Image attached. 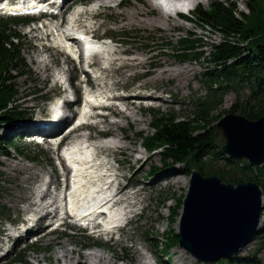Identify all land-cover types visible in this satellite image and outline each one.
Instances as JSON below:
<instances>
[{
	"label": "rangeland",
	"instance_id": "1",
	"mask_svg": "<svg viewBox=\"0 0 264 264\" xmlns=\"http://www.w3.org/2000/svg\"><path fill=\"white\" fill-rule=\"evenodd\" d=\"M127 1L129 3L123 6L120 4L121 0H100L98 6L89 8L91 0L82 3L79 0H71L68 3L69 8L65 9L66 15H63V25L68 24L72 15L85 9L79 17L81 29H89L97 37L105 38L108 35L114 37L113 40L105 38V40H111L105 49L108 50L107 57L112 59L113 63L110 68H106L107 70L103 69L104 79L100 83L96 82L95 87H101L100 84H103L106 88L117 91L118 94L138 93L148 97L147 99L146 97L121 98L119 107L113 109L117 117L105 118L103 120L105 123L97 126V129H109L114 137L119 133V128L129 136V140L125 141L123 146L127 150L125 152L130 154V161L127 155L117 154L115 162L112 160V163L120 169V174L125 176L121 181L123 185L130 184L131 191L141 190L138 196L140 204L135 206L136 213L131 217L130 223L123 229L120 237L115 236L106 244L109 234L89 232L77 227L67 233L58 231L45 235L34 244H31L34 239L25 240L24 243L30 245L29 249L20 251L26 246L24 243L16 247L15 239L8 238L6 234H0V264H78L79 262L92 264L91 253L103 255L104 260L101 264H138L140 252L145 254L147 257L145 260L150 264H159L153 251L154 247L147 237L164 239L169 233L174 234L179 231L177 225L190 185V175L183 173L187 167L180 164L166 165L159 150L153 152L145 150L139 134L143 132L151 134L153 131L150 125L152 115L149 109L151 107L172 112L179 119L193 118L192 100L207 93V87L202 79L208 64L179 60L173 55V47L164 48V43L173 41L175 44L179 36L186 35L188 32L203 37L209 43L220 41L221 36L210 27H202L195 21L191 22L172 15L170 18L152 0ZM213 1L199 0L196 7L202 6L209 9ZM230 1L235 2L239 11L248 13L247 0ZM81 4L84 7H79L77 10V6ZM0 15L10 16L6 13H0ZM163 17L169 19V22L161 23L160 19ZM192 17H194L193 13ZM50 21L47 19L46 24ZM56 21L58 23L60 19ZM33 27V24H23L19 27L23 36L22 55L32 71L29 76L18 79L20 86L18 103L30 116L12 124L21 130H27L32 122L38 121L37 117L46 119L51 117L49 104L53 103L60 93L64 95L59 82L60 77H75L78 80L83 78V73L79 69L81 65L78 66L76 62H72L70 56H65L62 47L52 43V37L47 36V30L41 29L37 23H35L36 28ZM124 34H132L135 39L126 42L119 40ZM206 50L210 51V47H206ZM116 57L120 59L113 60ZM43 59L49 63V68L41 69L40 61ZM97 66L104 65L99 63ZM122 67H124L123 70L119 72V68ZM81 88H83L82 84ZM236 102L237 94L230 91L224 95L223 104L214 113H220L221 119L230 113L228 110ZM125 108H128L130 115L135 114V118H123L121 110ZM114 122L120 123V125L116 123L119 125L117 131L115 126L110 125ZM10 129L2 126L0 135L10 132ZM28 132L30 130L26 131ZM218 132V142L222 146L224 138L219 130ZM92 139L95 141L99 139L95 131H92ZM17 143L21 147L28 148L25 151H28L27 154L35 159L22 155L14 149L11 150V156L0 155L2 162L0 164V208H4L5 216L10 220L7 223L5 220L0 222V229L14 235L27 226L26 219L31 217L30 213H34L26 210L30 199L35 200L32 192L36 190L34 183L40 181L46 172L56 177L55 164L57 163L55 152L49 145H39L24 137H21ZM109 154L112 152L106 151L102 155L109 156ZM110 157L112 158L113 155ZM262 190L264 192L263 188ZM180 198H183V202L178 209L179 214L176 221H171V210L178 208ZM262 216L264 217L263 213ZM11 221L18 223L14 225ZM262 223H264L263 219ZM18 225L20 226L16 227ZM63 246L68 252L69 259L57 260V254L63 252ZM134 249L138 251L135 252ZM18 252H22L21 262L15 261ZM238 254L240 257L254 258L256 264H264V226L261 227L255 239ZM164 259L172 260L171 264H220L219 261L212 263L199 261L179 245L173 247Z\"/></svg>",
	"mask_w": 264,
	"mask_h": 264
},
{
	"label": "trees",
	"instance_id": "2",
	"mask_svg": "<svg viewBox=\"0 0 264 264\" xmlns=\"http://www.w3.org/2000/svg\"><path fill=\"white\" fill-rule=\"evenodd\" d=\"M122 3L125 6L129 2L123 0ZM247 5L248 13L239 11L234 1L214 0L209 9L198 6L193 12L194 17L186 16L188 21L215 30L221 36L220 41L209 43L188 32L179 36L175 44L169 41L163 47H173V55L179 60L208 64L202 79L207 93L192 100L193 118L179 119L172 112L151 107L153 131L139 135L144 148L148 152L159 150L166 165H185L184 174L191 175L194 169H198L203 175L219 176L226 183L254 181L264 189V161L250 164L246 159L227 156L218 142L219 132L215 125L221 115L214 111L223 104L224 95L230 91L237 94V102L228 112L251 120L264 116V0H247ZM30 19L0 16V129L2 126L11 128L10 132L0 135V155L11 156L14 149L35 159L25 151L28 148L17 143L24 130L12 126L14 122L30 117L18 103V79L32 73L22 55L23 36L19 27L29 23ZM134 37L124 34L119 40L133 41ZM206 47H210V51ZM182 202L183 198H180L178 208L171 210V221H176ZM0 209V222L8 220L4 208ZM179 239L178 233H169L164 239L147 237L159 264H171L172 260L165 261L164 257L179 245ZM21 253H17L15 261H22ZM218 261L220 264H256L254 258L240 257L239 254Z\"/></svg>",
	"mask_w": 264,
	"mask_h": 264
},
{
	"label": "water",
	"instance_id": "3",
	"mask_svg": "<svg viewBox=\"0 0 264 264\" xmlns=\"http://www.w3.org/2000/svg\"><path fill=\"white\" fill-rule=\"evenodd\" d=\"M216 128L229 157L250 164L264 161V116L250 118L230 112ZM264 192L254 181L226 183L194 169L179 220V246L207 263L236 256L261 231Z\"/></svg>",
	"mask_w": 264,
	"mask_h": 264
},
{
	"label": "bare ground",
	"instance_id": "4",
	"mask_svg": "<svg viewBox=\"0 0 264 264\" xmlns=\"http://www.w3.org/2000/svg\"><path fill=\"white\" fill-rule=\"evenodd\" d=\"M70 1L71 0H66L61 5V7L64 8L65 6L68 5V3ZM192 1L195 4H198V2H199V0H192ZM94 4H97V3H94ZM10 8H11V10H13L15 7H10ZM166 14L171 18V14L170 13H166ZM166 14H165V16L167 17ZM81 15H82V13H81ZM79 17H80V11L77 12V14L72 15L70 17L69 21H68V24L66 26L62 27V28L59 27V24L60 23L59 22L56 23L57 21H55V20H52L49 23H47L46 25H44V29L47 30V36L48 37H52V43L54 45H56V46H64L65 39H69L73 43H75V44L78 45V43L80 42V40L77 39V38H75L74 35H75L76 32H78L82 28L80 26V24H79V22H80L79 19H78ZM160 21H161V23H166V22H169V19L163 17V18L160 19ZM81 30L83 31V29H81ZM66 34L69 35V36H67ZM95 37H97V36H95ZM95 47H96V45H94V44L91 45V48L92 49L95 48ZM111 52H113V51L111 50ZM115 53H117V51H115ZM117 58L118 57H116L113 60L117 61V60L120 59V58L119 59H117ZM48 60L49 59H47V61ZM41 61H40V63H41V69H44V68L47 69V68H49L48 67L49 63L46 62L45 59H43ZM94 62H95V65L99 64L100 63V57H95V61ZM123 68L124 67L119 68V72H121L123 70ZM132 97L133 98L134 97H136V98H139V97L140 98H144L146 96H144L142 94H138V93L137 94H133L132 93V94H124V96L122 97V99H124V98L125 99H129V98H132ZM153 97L156 98V96H153ZM147 98L148 97H146V99ZM130 114L131 113H128V108L121 110V116L123 118H127V119H129L130 117L131 118H135V116H134L135 114L134 115H130ZM51 120H52V117H49L47 119L46 118H38V122L41 121V122L50 123ZM67 120H68V114L64 112L62 115L59 116L58 122L56 124H54V125L55 126L61 125L62 123L66 122ZM135 121H137V120L135 119ZM34 123H36V122H34ZM34 123L32 124L34 127H38L39 126L38 123H36L38 125H36ZM116 123H118L120 125L119 122H114V123H111L110 125L115 126L116 127V131H117L118 130L117 128H119V125L116 124ZM84 128H85V126H81V127L79 126L74 131H78V130H81V129H84ZM118 132L119 133L117 135H115V137H114L116 139L115 140V143H116L115 146H109L110 144H105V145H102V146H100V144L93 145V147L96 150H99V153H102L103 154L106 151L112 152V154H109V156H104V155L100 156V155H98L95 158L94 161L89 160L88 157L92 154V150H93L90 146H87V147L83 146L82 148L78 149V151L71 150L69 152V156H70L71 160L80 163V165L77 166L79 168H78V171L76 173V178H75V188H76L77 192H76V194L71 199L73 204H78L83 198H85L87 196H92L93 201H99L102 198H104L105 197L104 193H102L100 195H95L94 194V191L97 188V186H99L101 184V182H104L106 179L112 177L113 173L116 174V179H117V183L115 184V186L117 185V188H116V193L117 194L116 195L120 199H122L123 202L124 201L127 202V205H125V208L124 209H127L129 206H131L134 203H139L140 202V199H139L138 196H139V192L141 190L137 189L136 191H131L130 190V187H131L130 184L123 185L121 183V181H122L123 178H125V176H123L122 174H120V172H119L120 169H118L116 167H112L110 165V163L112 162V160H115L116 159V155L117 154L124 155V156L127 155L128 156V161H130V154H128V152H125L126 149L123 146L124 145V142L127 141V140H129V136L121 128H119V131ZM83 136H84V134L78 135V137H83ZM117 151H121V152L118 153ZM111 155H113L112 158L110 157ZM149 159H151V158H149ZM166 179H168V178H166ZM49 191L50 190L44 191L43 197L41 199H43L44 197L46 198V196H49L50 195V192ZM32 192H33V195H34L36 193V190H33ZM52 193H53V191H52ZM56 209H57L56 206L50 208V206L47 207L46 205H44L39 200H36L35 201V200H31V199H30V203L28 202V207L26 208V210H29L30 212L31 211H33V212H39V213L40 212H43V214H41V217L39 219L40 221H42L44 219V217L49 216V215H52V213H54ZM124 209L121 208V207L117 208V210L112 214V218L110 220H108L107 227L105 229L109 230L108 228H110L112 226L115 227L116 225H118L124 219V217H125V215L127 213V211H124ZM29 213H27V214H29ZM262 213L264 215V210L262 211ZM34 217H36V216H34ZM262 219L264 221V217L263 216L261 217L260 227H263L264 226V223H262ZM31 223H34V222H31ZM177 226L179 228V224ZM40 227L41 226L37 222L34 223V224H30L29 223L26 226V228H25V229H27V232H26L27 234H23V233L22 234H23V236L29 235V233H31V232H33V231H35L37 229H40ZM121 229H120V231H123V228H121ZM100 232H107V231H104V229H102V231H100ZM108 233H110V232H108ZM247 245H249V244H247ZM137 249L136 250L134 249V251L135 252L138 251ZM62 250H63L62 253H58L57 254L58 255L57 260H60L61 258H68V255H67L68 252H67V250L65 249L64 246L62 247ZM97 251H100V250H97ZM92 252H94V251H92ZM100 252H102V251H100ZM90 258L92 260V264H101V262L104 260L103 255L98 254V253H91L90 254ZM146 258L147 257L145 256V254L142 253V252H140L138 254V264H150L149 262H147L145 260ZM228 259H231V258H228Z\"/></svg>",
	"mask_w": 264,
	"mask_h": 264
}]
</instances>
